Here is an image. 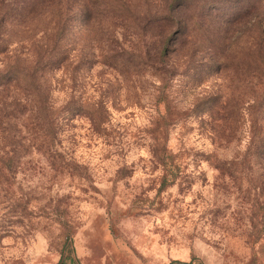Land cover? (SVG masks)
<instances>
[{
    "label": "rangeland",
    "instance_id": "374dc122",
    "mask_svg": "<svg viewBox=\"0 0 264 264\" xmlns=\"http://www.w3.org/2000/svg\"><path fill=\"white\" fill-rule=\"evenodd\" d=\"M184 1L186 38L159 25L171 0H71L65 90L106 120L60 115L56 141L10 122L0 264H264V75L238 64L259 56L264 0ZM25 17L8 30L21 59L53 26ZM49 76L59 106L62 68Z\"/></svg>",
    "mask_w": 264,
    "mask_h": 264
},
{
    "label": "trees",
    "instance_id": "16d2710c",
    "mask_svg": "<svg viewBox=\"0 0 264 264\" xmlns=\"http://www.w3.org/2000/svg\"><path fill=\"white\" fill-rule=\"evenodd\" d=\"M28 0H22L21 3ZM184 0H171L166 2L163 8L164 14L159 19L162 28H174L178 35L187 37L190 22L180 19ZM71 0H30L29 12L36 10H48L52 17V27L49 33L40 37L42 40L35 46L34 50H28L25 59L17 55L9 56V43L11 42V28L19 27L25 20L26 14H22L25 8L19 9L18 4L0 0V141H14L15 136L11 137L8 128L10 122L19 127L17 133L20 135V124L30 131L27 141H56L60 121L66 117L60 115H83L87 117L92 132L101 131L106 120V109L101 104L90 109L86 102H80L71 93L67 94L65 84L68 69L65 65L63 40L66 36V24L70 14ZM185 2V1H184ZM185 5V4H184ZM26 7V8H28ZM218 18V17H216ZM210 21L213 19L208 18ZM222 21L216 25L220 28ZM172 32V30H170ZM169 36L164 37L161 46L156 50L155 58L159 61L166 58L168 52ZM259 56L251 62L242 61L238 64L242 66L239 70L243 73L256 72L258 77L264 75V35H261L257 43ZM124 62V61H122ZM125 63V62H124ZM127 64V63H126ZM62 68V77L58 82L59 90L65 93V99L59 106H54L50 101L51 81L50 74ZM129 65L123 66L119 71L128 72ZM70 73V72H69ZM72 76V75H71ZM73 82L74 80L70 79ZM66 100V101H65ZM22 119V121H21ZM70 119V118H68ZM16 123V124H15ZM27 131V132H28ZM22 141V139H21Z\"/></svg>",
    "mask_w": 264,
    "mask_h": 264
},
{
    "label": "crops",
    "instance_id": "0c3cea01",
    "mask_svg": "<svg viewBox=\"0 0 264 264\" xmlns=\"http://www.w3.org/2000/svg\"><path fill=\"white\" fill-rule=\"evenodd\" d=\"M36 264H65L62 262V258H57V259H51V261H47V260H44V261H38L36 262ZM168 264H181L180 262H173V263H168Z\"/></svg>",
    "mask_w": 264,
    "mask_h": 264
}]
</instances>
